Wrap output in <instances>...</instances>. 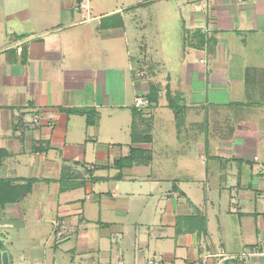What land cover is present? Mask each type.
Segmentation results:
<instances>
[{
	"label": "crops",
	"instance_id": "1",
	"mask_svg": "<svg viewBox=\"0 0 264 264\" xmlns=\"http://www.w3.org/2000/svg\"><path fill=\"white\" fill-rule=\"evenodd\" d=\"M25 1L0 0V180L32 182L0 264H264V0Z\"/></svg>",
	"mask_w": 264,
	"mask_h": 264
},
{
	"label": "trees",
	"instance_id": "2",
	"mask_svg": "<svg viewBox=\"0 0 264 264\" xmlns=\"http://www.w3.org/2000/svg\"><path fill=\"white\" fill-rule=\"evenodd\" d=\"M74 113L85 115L87 125H94L97 120V113L93 109H78L73 110ZM135 130V125L132 127ZM140 158V161L138 160ZM124 165H131L132 163L148 164L151 161L150 154L146 151L137 149H131L130 155L126 159L122 160ZM31 181H27L26 190H22L19 185H11L8 180H0V206H4L8 203H14L20 201L26 193L29 191V185ZM22 191V192H21Z\"/></svg>",
	"mask_w": 264,
	"mask_h": 264
},
{
	"label": "rangeland",
	"instance_id": "3",
	"mask_svg": "<svg viewBox=\"0 0 264 264\" xmlns=\"http://www.w3.org/2000/svg\"><path fill=\"white\" fill-rule=\"evenodd\" d=\"M21 1L22 0H19V2H21ZM56 1L57 0H38V1L37 0H27L25 2L27 3V8L34 10L37 7H39L38 5H41V4H42V7L46 6V8L53 9L54 5H57L56 3H59ZM61 1H62V3L64 2V0H60V4H61ZM84 1L87 3L88 8L91 11H94V10L110 11V10H114L116 8L121 9L124 6L130 5V3H136V2L138 3V2L143 1V0H84ZM23 2H24V0H23ZM16 7L17 6H15V8ZM61 7H62V9H64L63 8L64 6H61ZM61 7H59V8L61 9ZM151 8H153V7H150V9ZM179 8L182 10L181 6H179L177 8V10ZM147 9L149 10V8H147ZM177 16H178V19L180 20V23H179L180 29L177 28V37H176L175 43L177 45L180 44L181 46H183L185 43V29L183 27L184 24L182 22V17L186 20V22H188V21L186 19V15L184 13H183V16L181 17L179 12H177ZM130 254H131V252H130ZM144 257H145V259H147L148 256L145 255Z\"/></svg>",
	"mask_w": 264,
	"mask_h": 264
},
{
	"label": "built area",
	"instance_id": "4",
	"mask_svg": "<svg viewBox=\"0 0 264 264\" xmlns=\"http://www.w3.org/2000/svg\"><path fill=\"white\" fill-rule=\"evenodd\" d=\"M148 105H149V101H148V99H146L144 97H137L135 99L134 107L136 109L146 108ZM36 122H37V120L34 119V123H36ZM262 255H264V253ZM149 264H152V262H149Z\"/></svg>",
	"mask_w": 264,
	"mask_h": 264
},
{
	"label": "water",
	"instance_id": "5",
	"mask_svg": "<svg viewBox=\"0 0 264 264\" xmlns=\"http://www.w3.org/2000/svg\"><path fill=\"white\" fill-rule=\"evenodd\" d=\"M5 258H6V254H2L3 261L5 260Z\"/></svg>",
	"mask_w": 264,
	"mask_h": 264
}]
</instances>
